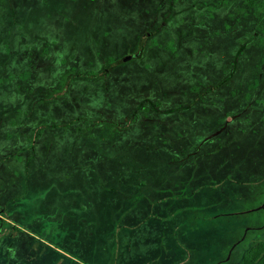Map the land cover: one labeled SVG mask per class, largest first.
<instances>
[{
    "label": "rangeland",
    "instance_id": "rangeland-1",
    "mask_svg": "<svg viewBox=\"0 0 264 264\" xmlns=\"http://www.w3.org/2000/svg\"><path fill=\"white\" fill-rule=\"evenodd\" d=\"M0 216V264H237L264 240V0H0Z\"/></svg>",
    "mask_w": 264,
    "mask_h": 264
},
{
    "label": "flooded vegetation",
    "instance_id": "flooded-vegetation-1",
    "mask_svg": "<svg viewBox=\"0 0 264 264\" xmlns=\"http://www.w3.org/2000/svg\"><path fill=\"white\" fill-rule=\"evenodd\" d=\"M224 94H222L221 96H220V98H221V100L223 101V98L225 97V95L223 96ZM148 97H151V96H148ZM148 99V98H147ZM217 100V99H216ZM148 102V101H147ZM196 103H197V101H196ZM154 105V107H156V105L155 104H153ZM169 108H171V107H169ZM219 108H221V105H217V106H214V107H212L211 108V111H209V112H212L213 110H216V109H219ZM241 109V108H240ZM193 111H194V114L198 111V109H195V107L193 106ZM239 111V110H238ZM208 113V112H207ZM227 116H229V112L228 111H226L224 114H223V118H222V121H221V123L219 124L220 126H221V128H223V127H225L224 128V134H225V136L226 137H224V138H222L221 140H222V143H220V144H224V142L225 141H227V140H230V141H232V140H235V138H228L227 137V135L228 134H231V129H233V128H236L235 127V122H233V118H234V116L232 117V115H231V121L230 122H227L226 121V119L227 118H229V117H227ZM237 116V115H236ZM240 116V114H238V117ZM242 117V116H241ZM246 117L247 116H245L244 117V119L243 120H241V121H243V122H240L239 120H237V125H239L240 123L241 124H243V123H247V122H245L246 120ZM225 124V126H223ZM246 127H242L241 129L242 130H244ZM244 134V133H243ZM243 139V138H242ZM238 140V139H237ZM240 140V139H239ZM247 140H252V141H255V139H250V138H247ZM201 145H208V144H217L218 143V141H217V139L216 138H213L212 139V137L210 136V137H208L207 138V140L205 139V140H202L201 142ZM229 143V142H228ZM238 144V143H237ZM209 154H212V153H209ZM0 219H2L3 221H7L6 220V218H3L2 216H0ZM0 228H1V225H0ZM14 228V227H13ZM19 228V226H16L15 228H14V230L15 231H17L16 229H18ZM9 238L10 237H8V239H6V241H8L9 240ZM243 241L244 240V234L238 239V241L240 242V241ZM239 242H237V243H239ZM10 245V244H9ZM7 251L10 253V256L9 257H7L6 259L8 260V261H12L13 263L14 262H17V260H18V258L20 257L19 255H18V252H19V250L18 249H14V248H12L11 246H8L7 248ZM229 255H230V253H229ZM229 255H228V257L226 258V259H228L229 258Z\"/></svg>",
    "mask_w": 264,
    "mask_h": 264
},
{
    "label": "trees",
    "instance_id": "trees-1",
    "mask_svg": "<svg viewBox=\"0 0 264 264\" xmlns=\"http://www.w3.org/2000/svg\"><path fill=\"white\" fill-rule=\"evenodd\" d=\"M237 264H264V240L255 242Z\"/></svg>",
    "mask_w": 264,
    "mask_h": 264
}]
</instances>
